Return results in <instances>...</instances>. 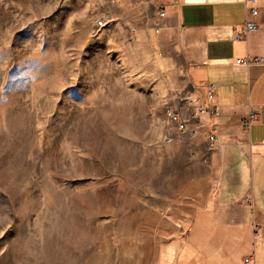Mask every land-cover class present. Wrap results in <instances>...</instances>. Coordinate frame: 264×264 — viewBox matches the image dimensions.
<instances>
[{
    "label": "rangeland",
    "instance_id": "rangeland-1",
    "mask_svg": "<svg viewBox=\"0 0 264 264\" xmlns=\"http://www.w3.org/2000/svg\"><path fill=\"white\" fill-rule=\"evenodd\" d=\"M136 13L0 0V264H202L182 242L215 159L173 39Z\"/></svg>",
    "mask_w": 264,
    "mask_h": 264
},
{
    "label": "crops",
    "instance_id": "crops-1",
    "mask_svg": "<svg viewBox=\"0 0 264 264\" xmlns=\"http://www.w3.org/2000/svg\"><path fill=\"white\" fill-rule=\"evenodd\" d=\"M131 1L136 21L173 39L198 104L207 84L217 85L219 114L197 122L199 133L216 137L208 141L216 179L183 254L202 264H264V0L248 33L241 0Z\"/></svg>",
    "mask_w": 264,
    "mask_h": 264
},
{
    "label": "built area",
    "instance_id": "built-area-1",
    "mask_svg": "<svg viewBox=\"0 0 264 264\" xmlns=\"http://www.w3.org/2000/svg\"><path fill=\"white\" fill-rule=\"evenodd\" d=\"M243 5L245 6V33H248V31H253L258 28L257 22L254 20L258 13V9L256 6L257 0H241ZM162 14V12H161ZM104 24V22L100 19V21L97 22V25L100 27ZM236 38H242L243 36L241 34H235ZM217 85L214 83H209L206 86L205 90V96H206V102L202 104H197V111L199 114L209 115V116H217L219 114V110L217 109V106L214 104L213 100L215 98V92H216ZM165 112L170 116L171 120L177 123L178 128L184 129V123L179 120V116L177 113L173 112L170 107H165ZM255 111L250 114V116L243 119V123L245 125H249L250 119L252 116H254ZM208 140L210 144H212L214 141H216V137L213 134L208 135Z\"/></svg>",
    "mask_w": 264,
    "mask_h": 264
}]
</instances>
